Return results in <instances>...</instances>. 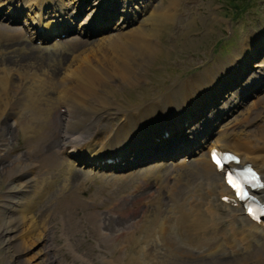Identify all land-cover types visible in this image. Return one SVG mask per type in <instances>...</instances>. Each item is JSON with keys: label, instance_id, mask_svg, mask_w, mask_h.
<instances>
[{"label": "rangeland", "instance_id": "obj_1", "mask_svg": "<svg viewBox=\"0 0 264 264\" xmlns=\"http://www.w3.org/2000/svg\"><path fill=\"white\" fill-rule=\"evenodd\" d=\"M9 1L10 0H0V79L10 77L14 79V81L16 80V82L21 80L26 84L27 89L31 87L32 80L35 77V80L41 81L43 84L45 83L44 88L46 91L48 89L50 90L52 85H58V89H62V79L70 73L71 68H73L72 66H74L72 63L76 62L79 56L83 55L82 53L88 52L94 48V50L97 51L101 46V43L104 42L105 39L107 40L108 36L117 32V25L122 21L117 13L122 5L120 0V6L115 15L111 13L112 17L106 18L104 17L106 16L105 10H103L104 14L96 15L99 17V21L95 25V28H90V26L87 25V13L91 12L96 6H92V0H90L89 5L84 8L83 4L85 1L80 0L77 10L74 9V12L76 13H74L73 17L75 19L65 17L66 20L61 22V25L58 27V29L70 27L71 31L68 36L63 41H60L62 39L54 40L53 37H50L49 35L50 29L46 30L41 24L29 25V22L32 21V19L31 15L29 17L26 15V12L28 14H33L30 10H37L39 9L38 6L32 4L28 0H16L14 1L15 3H10L11 5H9ZM52 1L53 5L56 6V9H58V2L56 0ZM161 1L165 4L168 0ZM173 1H175V5L177 4V7L182 8V10L178 11V8L176 7V10L174 9L172 11V14H175V16L160 25L159 31H156L154 42L157 52L154 56H151L148 64L142 67L138 73V79L134 83L129 85L124 83V85L121 84L119 87L115 82L109 83V79L105 80L102 82L103 86L97 88V91L100 94L98 96H101L104 92L106 93V90L110 92L108 96L109 100L107 102L111 104V106L109 105L106 107L110 114V120L109 123L106 124L113 129L122 124L124 115L131 113L133 117H135L139 110L143 108L145 109L146 107L155 106V108L161 112L162 116L164 115L165 119L166 113L163 111L165 104L164 98L168 97L167 94L170 92L174 93V97L167 99L168 102L172 105L173 109H176V111L181 109L176 117L178 119L180 113H182L181 118L183 119L190 116L194 119L197 114L200 115L199 117H202L209 113L210 110L208 108L219 105L221 101L223 103L227 102L229 103L227 110H223V108H221L222 111H220V109H214V114L209 118L211 120L214 119V121L206 124L203 128L204 135H208L207 142L210 143L203 147V150H199L194 154H188L186 157L183 155H165L163 159L155 158L149 160L145 164L132 166L131 169L126 168L123 170L108 171L98 170L95 172L96 170L90 167L91 163L84 165L74 161L72 153L63 155L65 159L62 160L56 158L55 161L52 158L54 155L57 156L59 154L58 157L60 156V149L57 146L62 141V129L64 127V125L62 126V119L58 112V107H61V100H57V98L61 96V94L58 93V89L56 92L53 89V92L56 94L54 93L51 97L52 101L49 99V92L45 93L41 99V101L46 104V107L49 108V111L46 113L49 112L48 115L50 119V122L46 121V123H49V127L44 131V135L41 139H39L37 135L39 128L33 132V136L25 134L29 121L33 120L31 113L29 111L19 113L17 110L18 108L16 107L13 109L14 112H12L10 106L8 108L10 117L7 118L4 123L0 120V134L2 133L1 129L6 130L4 131L5 135L0 136V139H3L0 140V146H2V148L0 147V226L8 221L10 216L12 218L15 217L16 219L19 218L20 214L18 211L21 209V204H24L29 199L27 197L34 200L37 199L38 201L36 200V203L32 204V219L29 221L27 219L25 222L26 226H31L33 224L32 228L34 229V232H40L41 238L27 241L25 244L21 243V241L18 240L20 237L17 235L19 230L22 231L21 227L14 228L13 231L10 230L11 232L3 233L2 236H0V264H110L118 254L119 256L121 255L120 262L126 260L124 264H128V254L125 250L126 246L123 245L128 246L130 243L128 237H124H126V234L136 233L132 238H137L136 236L139 234H146L147 232L148 234H151V232H153V230H148V223L150 221L149 219H152L157 212V209L154 207L156 202L154 200L157 199H162L164 204L162 207L164 213L161 215L160 222L162 221V216L167 215L166 219L161 222V225L164 223V228H168L166 230V233H168L167 238H169L167 239L169 240L168 242L177 243H174V248L179 247L181 250L182 246V248H184L182 250L193 252L194 256H201L207 259H214L215 250H219L224 252L219 254L228 255L230 259H233L231 261L232 264H240V262L243 261L245 262L244 264H264L261 259L257 260L258 258L255 257L257 250L260 249H257L259 243L264 244V232L260 230V233H257L254 237H244L240 229L242 230L247 227V223L243 219L244 214L241 209L237 208V206L232 205V207H229L228 205L223 204L220 202L222 201L220 199V193L213 194V192H209L208 190L210 188L208 186L209 182H213L214 184L215 178L222 183V175L215 173L205 176L203 172L201 173L203 175H196L194 169L191 170L186 166H179V164L184 162H186L185 164H191L193 160L206 159L209 146L214 144L224 131H226V133L228 132V135L225 134L226 136L231 135L234 138L242 136L250 138V135L254 132H264V87H259L261 85L259 84L246 95L235 93L238 89V92H248L250 88H246L247 86L245 84H247V82H254V84L259 83L262 80L261 83L264 82V74L263 76L260 74L264 73V0ZM77 2V0H63L62 5L64 6H62V10L65 11L66 14L67 12H72ZM159 2L160 0H148L145 6L143 0H134L132 5L137 4L138 7L141 5V10H136V13H140L138 16L135 14L136 20L130 24L122 21L125 24L122 30L130 29L135 25L137 26L141 18L149 13L151 5L155 7ZM48 5L49 4H46L45 9L49 7ZM67 8H69V11H66ZM81 9L87 10L80 13ZM54 14H56V12ZM6 15L11 20H9ZM48 18L50 17H47L46 19ZM118 21L119 23L117 24ZM83 23L86 25L87 33H83L81 34L82 36H80L75 29L78 25H82ZM179 26L181 27L177 30L176 28ZM34 31L38 32L37 35L39 37L44 39L50 37V39H46L42 44L35 39L34 36H31L35 34ZM24 32L29 34V37H25L24 39L31 44L32 47L46 48H41L43 51L52 46H56L54 48L57 49V52L60 51L65 56V59L60 62L62 67H60V71L57 73L55 79L51 77V74H53L52 65L50 63H42V59L35 56L37 54H31L30 49L27 47L29 44L25 43L23 38H21L22 35L25 34ZM55 32L56 30L52 31V34ZM245 35L246 40L242 41L243 36ZM79 38L86 39V44H79L76 41ZM248 38L252 40L251 44L247 43ZM249 47L252 49H249ZM257 50L258 53L251 56V54ZM108 53L112 52L108 51ZM247 56L250 57L249 61H247ZM81 58L83 57H80L79 59ZM71 61L72 63H70ZM20 63L23 64L20 65ZM45 65L46 67H44ZM94 67V70L96 71L102 70L97 64ZM197 76L198 78L195 80ZM253 78L257 80L254 81ZM181 85L184 86L181 89H176V87H180ZM72 92H74V89ZM217 92H219V100H217V98L214 99V95ZM4 93L8 98L10 96H15L11 87L9 88L10 96L5 91ZM220 95H223V97L221 98ZM184 96L191 99L188 103V107H184L181 102ZM1 97H3V93L0 87V98ZM156 98L160 99L154 100ZM16 100L18 101V98ZM202 100L204 104H202ZM231 107H233V109H231ZM61 110L62 108L60 111ZM19 116L24 117L19 121ZM94 117L95 114L84 110L73 115L71 121L77 128H83L87 127ZM57 118L58 120H56ZM217 119L219 122L216 121ZM242 119H245L244 122L246 123H244ZM67 120L66 117L65 121ZM247 121L250 122L248 123ZM16 122L17 124H15ZM143 125L144 123L142 126ZM168 125L169 128H171L170 124ZM191 125L192 124H189V126ZM154 127L159 128L160 123H156ZM140 128H138V130ZM106 130L108 132V129ZM106 130H104L103 135H101V138L103 137V143L106 141V138H104ZM191 130L193 129H187L186 132ZM255 133L253 134L255 137L252 136V139L250 138L251 142L258 143L259 141V143L262 144V141L256 138L257 135ZM243 134L247 135L244 136ZM191 137L190 133V140ZM31 140L37 142L36 145H34L35 149H32L30 146L31 143L27 144V142ZM124 145L125 144L122 143L118 147L111 148V154L117 151L119 152V156L123 158L126 157V155L129 156V154H133L136 150H141L139 145H133L132 147L123 150ZM25 146L27 147V151H25ZM100 146V144H97L96 149H100ZM226 150L231 151L232 149L227 148ZM47 159L52 163L49 164L50 166L47 164ZM187 159L189 160L185 161ZM61 167L64 169L66 168L67 171L69 168L80 169L83 173V176L78 181L76 192H73L76 197H79L80 200H82L83 206H74L73 211L75 213L72 214L73 217L65 220L60 217V214H56L57 212L52 209V198L46 201V204L44 203L42 206L39 205V207L36 208L37 203L41 201L42 197L36 198V196H32L33 192L36 190L40 192L44 187V183H49L51 179L53 183L51 185L52 192H59L62 188H65V179L62 174L58 173V168L60 169ZM135 169L136 171L133 172L135 176L132 181L124 182V175L126 176L128 173H132L129 171ZM184 170L185 172H189L192 176L194 171V178L191 179L192 182L189 180L185 181L186 184L181 183L183 190L179 191H186L187 193L178 196L179 198H173L170 196L169 190L173 184L182 180L180 176L181 172ZM199 178L202 180L200 181ZM140 180H145L144 182H146L147 185L140 182ZM24 182H27L28 184L25 190L17 194L14 193L15 196L13 199L6 197L8 194L13 193V191L9 189H12V187L19 188V185ZM206 183L207 185H204ZM167 184H170L171 186H168ZM193 187L198 191L194 190ZM146 190H149L150 192L148 193ZM59 193L63 194L61 192ZM188 193L192 194L186 196ZM92 194H96V197ZM194 196L198 199L196 200ZM202 196L205 200L201 198ZM93 197L97 198L98 205L97 208L93 207L90 208V210L92 209L99 213L102 218L100 219V224L98 223V219L94 218L92 215L85 218L83 216L85 206L89 204L88 201H91V198ZM189 198H191V200ZM125 199L126 201H124ZM171 199L174 200L171 202ZM5 200H10L11 202H6ZM128 200H130V202ZM200 200L203 203H200ZM180 203L182 205H180ZM119 204L121 205V209L118 208ZM114 205H116V207ZM150 205L151 210L148 209ZM130 206L132 208H129ZM178 206H180L181 209ZM117 208L120 211L117 210ZM185 208L187 209L185 210ZM107 209H109V211ZM115 211L118 215L113 214ZM211 214L215 217L211 216ZM103 216L105 218H103ZM112 217H116L115 219L120 218L118 228L113 227L110 223L109 220H111ZM213 218H216V220ZM69 220L72 222L70 223ZM205 222H207V224ZM179 229H181L182 232L181 230L179 231ZM104 233L107 234V237ZM119 233L121 234L119 235ZM113 234L114 239L120 237L118 240L123 241L119 242L116 240L113 242L112 240H109L110 236ZM152 234L154 235L147 239V244L144 242V244L142 243L140 245L142 248L140 246L138 248V250L141 249L143 253L145 250L148 252L145 257V264H172L175 255L173 258L170 257V260L160 258L165 250L166 243L165 241H162L163 238L159 240L160 233L158 232V228H155L154 233ZM170 234L171 236H169ZM64 237H67V239L70 237L68 241L73 245L72 250L65 246ZM261 237L263 238L261 239ZM258 238L261 240H258ZM139 240L142 239L139 238ZM110 243L113 245L110 246ZM114 246L117 247L116 250ZM118 248L120 250H118ZM116 251H118V254ZM261 252L264 254L262 250ZM125 255L127 257L126 259L123 257ZM30 259L31 261L28 262ZM85 260L88 263H85ZM103 260L104 262H102ZM207 263L214 264V262Z\"/></svg>", "mask_w": 264, "mask_h": 264}, {"label": "bare ground", "instance_id": "obj_2", "mask_svg": "<svg viewBox=\"0 0 264 264\" xmlns=\"http://www.w3.org/2000/svg\"><path fill=\"white\" fill-rule=\"evenodd\" d=\"M28 1H30V2L32 1V4L34 3L36 5H39L40 3H42L43 0H28ZM56 1L58 2V9H56V6L53 5V1L52 0H49V3H48L49 4L48 5L49 7H48L46 13L48 12L50 16L51 15H58V12L61 11V9H60L61 6H64V5H62L63 4V0H56ZM98 1L99 0H92V2H91L92 3V6H94ZM143 1H144L145 6H146V3H147L148 0H143ZM89 3H90V0H89V2H88V0H86L85 3H84V6L85 7L88 6ZM98 3L103 4V0L99 1ZM78 4H79V2H78ZM78 4H77V6H78ZM9 5H11V4H9ZM16 5H17V3H16ZM177 6L178 5L177 4L175 5V1H173V0H168L165 4H163L162 1L160 0L159 4L155 5V7L151 5V9H150L149 13L147 15H145L143 18H141V20L138 22L137 26L135 25L132 28L127 29V30H122L124 28L125 24L122 21L120 23L118 21L117 24L118 23L119 24L118 25L116 24L117 25V29H116L117 32L115 34H113V35L108 36L107 37V40L105 39L106 41L104 40V42H102L103 44L101 43V46L98 48L97 51L94 50L95 48L94 49H91L88 52L82 53L83 54L82 56H79V58L80 57H83V59H81L79 61L76 60V62H74V63H72V61L70 62V63L74 64V66H72V67L75 68V70H71V71L68 70V71H70V75H72V79L66 81L65 83H67V84H64L63 85V87H62L63 94L61 95V99L57 98V100H61L60 101L61 106L63 105L64 107H67V110H65V112L67 114V119H68L67 121H65L64 127L62 129V134H63V137L61 139L62 140L61 141L62 143H60L57 146L60 149V153L62 151L65 152V151H67V150H69L71 148H74L75 149L79 145L78 143H80L81 141H83V145L84 146L82 147V150H83V152L88 153L89 156H91V159H94L98 155L112 156L111 155V152H112L111 148L118 147L122 143L125 144L124 147H123V150L126 149V148H128V147H132L133 145H139V146L142 145V147L148 146L149 143H150V140L149 139L151 138V135L153 133L154 134H157V133L158 134H161L164 131H168V129L163 128V126H165L167 124H170L172 126V125H174V124H176V123L179 122L178 121V118H176V117L178 115V112L181 109L178 110V111H176V109H173L172 108V105L168 102L167 99H170V98H173L174 97V93L170 92L169 94H167L168 97H165L164 98L165 104H164L163 111L166 113V118L165 119H164V115L162 116L161 112L159 110H157L155 108V106L154 107H146L145 109L143 108V109L139 110L137 112V116H135V117H133V115L131 113H128V114L124 115V119H123L122 124L113 129L111 127H108L107 124H106V123H109V120H110V114H109L108 110L106 109V107H108L109 105L111 106V104H109L107 102L109 100L108 96H109V93L110 92L108 90H106V93L104 92V93H102L101 96H98L100 94L97 91V88L99 86H103L102 85V82L105 81V80H108V79H109V81H108L109 83L115 82L118 87L121 84L124 85V83L126 85H129L131 83H134L138 79V73L140 72V70L142 69V67L144 65L148 64V61L151 58V56H154L156 54V52H157V49L155 47V42H154V36L156 35V31L157 30L159 31L160 25H162L164 22H167L168 20L172 19L173 16H175V14H172V11L174 9L176 10V7ZM75 7L73 8V11H74ZM135 7H136V10H141V5L138 7V5L135 4ZM98 8L99 7L96 4V7L94 8L93 12L90 14V18H89L90 21L88 22V24H90L89 25L90 28H95L94 23L96 21H99V17H97L94 14V12L96 10H98ZM66 11H69V8H67ZM55 12H56V14H54ZM139 13L140 12H137V13L135 12V14H137V16L139 15ZM29 14L26 12V15L27 16ZM105 14H106V16H104V15L103 16L106 17V18L107 17L108 18L109 17H112L111 13H106L105 12ZM180 27L181 26L177 27L176 29L178 30ZM13 30H15V29H13ZM80 31L81 32L86 31V27H82L80 29ZM112 31H113V29H112ZM21 38H23V41L25 43L29 44L27 41H25V39H24L25 37L23 35H22ZM61 41H63V40H61ZM76 41L79 44H86V42H87L86 39H79V40H76ZM247 43L248 44H251L252 43V40H250L248 38V42ZM27 47L30 49L31 54H37L35 56H37V58H41L42 59V63H50L52 65V67H53V74H51V77H53L55 79L57 73L60 71V67H62L61 66L62 64L60 62H62L65 59V56L63 55V53H61L60 51L57 52V49L56 48H54V49H47V50H43L42 51L41 48H38V47H35V46L32 47L31 44H29ZM43 49H46V48H43ZM249 49H252V48L249 47ZM108 51H111L112 53H108ZM256 53H258V50L255 51L253 54H251V56H253ZM114 54H115V56H114ZM247 55H248V53H247ZM76 56H77V54H76ZM146 59H148V60H146ZM249 60H250V57L247 58V61H249ZM0 62H1V60H0ZM21 64H23V63H20V65ZM96 64L102 70L95 71L93 68H95L94 66ZM37 67H38V65H37ZM44 67H46V65ZM46 69H48V68H46ZM24 71H26V70H24ZM260 74H262L261 76H263L264 73H260ZM0 78H1V76H0ZM35 78L33 80L31 79L32 80V85L28 89L26 88V84H24L21 80L19 82H16V80L14 81V79H12V78H3V79H0V87H1V91L3 93V97L0 98V120H1V122L4 123V122H6V119L10 117V112H8L9 111L8 108L10 106L12 108V110H11L12 112H14L13 109L15 107L18 108L17 110H18L19 113H23L24 111H29L31 113V116H32V119L33 120L32 121H29V124L27 125V129L25 130V134L32 135L33 132L35 130H38L37 128H39V130L37 131V135H38V138L41 139L43 137V135H44V131H46L47 128L49 127L48 126L49 123H46V121L50 122L49 115H48L49 112L46 113L47 111H49V108L46 107V104L44 102H42L41 99L45 95V93H48L49 92V99L52 101V98L51 97L54 95V93L58 89V85L57 86L52 85V87L50 89L51 91L49 89L46 91L45 88H44L45 83L43 84L41 81L35 80ZM197 78H198V76L195 78V80ZM186 80H184V81H186ZM255 80H257V79H254V81ZM117 81H119L121 83H119ZM261 82L256 83V84H254V82H251V83L247 82V84H245L247 86L246 88H250V90L248 92H246V93L238 92V90H239L238 89V90L235 91V93L236 94H239V95H246V94L250 93L253 89H255L259 84H261L259 87H264V82L263 83H261ZM183 86L184 85H181L180 87H176V89H181ZM10 87H11V90H13V92L15 93V96H10L9 95V88ZM53 89H54L55 92H53ZM73 89H74V92H72ZM4 91L10 96L9 98H8L7 95H5ZM107 93H108V95H107ZM232 94H230V95H232ZM21 95H22V97H21ZM218 95H219V92H217L214 95V99L217 98V100H219ZM62 96H63V98H62ZM222 97H223V95L221 96V98ZM17 98H18V101L16 100ZM190 101H191V99L188 98L187 96H184L182 98V100H181V102L184 105V107H188L189 106L188 103ZM18 103H19V105H18ZM54 103H55V101H54ZM221 103H222V101L220 102V104ZM220 104L217 105V107L222 106L223 109L227 110V107H228V104L229 103H227V102L225 103L224 102L222 105H220ZM68 105H69V107H68ZM231 109H233V107H231ZM231 109H229V110H231ZM84 110H86L87 112H91V113L95 114V117H94V119L92 120V122L87 127L77 128L73 124V122L71 121V119H72L73 115H75L77 113H80V112H82ZM260 112H262V111H260ZM181 116H182V113L179 114V117H181ZM261 116H262V114H261ZM23 117L22 116H19L18 117L19 118V121L22 120ZM56 120H58V118ZM244 120L242 119L243 122H244ZM216 121L219 122L218 119ZM143 123H144V125L142 126ZM156 123H160V127L159 128L158 127H154ZM194 123L195 124L199 123V119H194ZM244 123H246V122H244ZM188 126H189V122H188L187 125H183L184 128H186V127L189 128ZM261 127H262V125H261ZM138 128H140V129L138 130ZM194 128H195V126H193V129ZM106 129H108V132H107ZM95 130H96V135L94 136ZM104 130H106V135H104V138H106V141L103 143V141H102V138L103 137L101 138V135H103ZM224 130H225V128H224ZM1 131H2V133L0 134V136L5 135L4 134V131H6V130L1 129ZM254 133H252L250 135V138L252 136L255 137V135H253ZM166 134L170 135V138L169 139H171V140L174 139L177 142L181 143L180 142L181 141L180 138L182 137V135H181V133L179 131H177V129H174V130H171V131L169 130V133L166 132ZM225 134L228 135V132L226 133V131H224L222 133V135L220 136V138H218L214 142V144H212V145H217V146H219V148L224 149V150L227 149V148L232 149L231 151L234 152L236 155H238L240 157V163L241 164L244 163V162H247V161L248 162L251 161V163L255 165V168L258 169L259 172H261V174L263 176V183H264V132L262 133L260 131H257L255 133L257 135L256 138L258 140L262 141V144H260L259 141H258V143L251 142L250 138H246L247 137L246 136L247 134L246 135L243 134L246 137H243L242 136V137H238V138H236V137L234 138L231 135L226 136ZM168 135H166L164 137H167ZM224 136H226V137H224ZM26 137H28V136H26ZM205 137L208 138V135H205ZM91 138L93 140L90 142ZM160 138L161 137H159V139ZM185 138L187 140V137H185ZM28 139H30V138H28ZM0 140H3V139H0ZM155 141H157V140H155ZM29 143H31L30 146L32 147V149H35L34 148V145H36L37 142L35 140H31V141L27 142V144H29ZM97 144H100L101 145L100 148L101 147L102 148L101 149H99V148L96 149V145ZM53 146H54V144H53ZM213 147L214 146H210V148L208 150V156H207L206 159L205 158L204 159H196V160H193L191 162V164L190 163L185 164L186 162H184L182 164H179V166L180 165L183 166V167L186 166L188 169H191V170L194 169L196 175H198V174L199 175H203V174H201L202 172L204 173L205 176L212 175V174H215V173H219V170L209 160V152H210V150ZM173 150H176V148H171V146L169 144L165 145V150L164 151H173ZM106 152H108V153H106ZM140 152H142V151H140ZM108 154H110V155H108ZM52 158L55 161H56V158H59V160L65 159L63 157V155H61V154H60L59 157H58V155L57 156L54 155ZM41 161H43V160H41ZM49 161L50 160L47 161V164L48 165L49 164H52ZM55 161H54V163H55ZM202 161H203V163H202ZM41 164H43V163H41ZM159 170H161V169H159ZM49 171H51V170H49ZM58 173L63 175V177L65 179V181H64L65 182V185L67 186V187L65 186V188H62L61 189L62 191L61 190L59 191V192H61L63 194H60L58 191H53L52 192L51 185L53 183H52V179H51V181H49V183H44V187L42 188V190L40 192H38L37 190L36 191L34 190L35 192H33L32 196L33 197L36 196V198L42 197L41 201L39 203H37V207L36 208H38L39 205L42 206V204H44V203L46 204V201H48V200H50V198H52V201H53L52 209L55 210V212H57L56 214H60L61 215L60 217L63 220H65V219H71L73 217L72 214L75 213L73 211L74 206H78V205L83 206L82 200H80L79 197H76V195L73 193L74 191L76 192V189L78 188V185H77L78 184V181L83 176V173L80 171V169L78 170V169H70L69 168L68 171H67L66 168L64 169L62 167L60 169L58 168ZM158 174H160V173H158ZM134 176H135V174H130V173H128L126 176L124 175V177H123L124 182L132 181V179L134 178ZM193 176H194V171H193ZM193 176L189 172H185V170H184L183 172H181V176H180V178L183 181L182 180H179V181H182V182L177 181V183L173 184L172 186L170 184H167L168 186H171V188L169 190L170 191V193H169L170 196L173 197V198L174 197L177 198L178 196H181L182 194L184 195V193H187L186 191H182V192L179 191V190H183L182 189L183 187H182V184L181 183L186 184L185 181L191 180L192 178H194ZM119 178H121V177H119ZM199 179H200V181L202 180L201 178H199ZM214 181H215L214 184H213V182L212 183L209 182V184H208V186L210 187L208 189L209 192H213V194L220 193L221 195L222 194L229 195V187L225 184L224 177H222V183H221V181L216 180V178H215ZM191 182H192V180H191ZM195 183H197V182H195ZM195 183H193V184H195ZM27 185H28L27 182H24L23 184H20L19 185V188L18 187L17 188L12 187V189H9V190L13 191V193L8 194L6 197L13 199V197L15 196V194H17V193L22 192L23 190H25V188L27 187ZM187 185H188V182H187ZM204 185H207V183L204 184ZM186 189H184V190H186ZM189 189H190V187H189ZM193 189H194V187H193ZM63 190H65V191H63ZM194 190H196V189H194ZM42 191L45 192V193H43ZM150 191H151V189H150ZM150 191L148 190L147 192L149 193ZM196 191H198V190H196ZM195 192H193V193H195ZM256 193H257V196L264 202V186H263V189L257 190ZM189 194H192V193H188V194H186V196L189 195ZM92 195H94V194H92ZM98 196H100V195H98ZM205 196H207V195H205ZM95 197L91 198V201L90 200L88 201V203L90 205L89 204L87 206L84 205L85 206V210H84V215L83 216L85 218V217H88L89 215H92L94 218H97L98 219V223L100 224V219H102V218L100 217L99 213H97L96 211H94L92 209L90 210V208H93V207L94 208H97L98 202H97V198H95ZM197 197H198V195H197ZM27 198H29V199L24 204H21V209L18 211L19 214H20L19 215V218L16 219L15 217L12 218L10 216L8 218V221L4 222L0 226V236H2V234L5 233V232H9L10 230L13 231L14 228L16 229L17 227H21L22 231L19 230V232L17 234L20 237L18 240H20L21 243H24L25 244L27 241H32V240L41 238L40 232H38V233H35L34 232V229L32 228L33 224L32 225L31 224H28V225H31V226H26L25 220L28 219V221H29V220L32 219V216H33V214H32V211L33 210H31L32 204H35L36 203V200H37L36 198H35L36 200L31 199L30 197H27ZM194 198H195V196H194ZM201 198H203V196ZM146 199H147V197H146ZM189 199L191 200V198H189ZM195 199L197 200L198 198H195ZM32 200H33V202H32ZM169 200H170V197H169ZM173 200L171 199V202ZM5 201L6 202H11L10 200H5ZM124 201H126V199ZM128 201L130 202V200H128ZM154 201H156L155 202V205H154L153 202L152 203H153L154 207L157 209V212L155 210H153V211L156 212V214L152 217V219H149L150 221L147 220V221H149V223H148V228L149 229L148 230H153V232H151V234H148V232L146 234H139V235L137 234L138 235V236H136L137 238H132V236L136 235V233L135 234H126V237H124V238H127L128 237V241L130 243V245H128V246L127 245H123V246H126L125 250H126V253L128 254V256H127L128 258L126 257V255L123 256V257L125 259L126 258L128 259V264H145L144 261L146 259L145 258L146 257V253H148V252L145 250L144 253H143L142 250L141 249L138 250V248H139V246L142 243L144 244V242L147 244V239L150 236L154 235L152 233H154V229L155 228H158V232L160 233L159 234L160 235L159 240L163 238L162 241H165V243H166L165 250L163 249L164 252H163V254L161 255L160 258H166L167 260L168 259L170 260V257L173 258L174 255H175V259L172 262V264H208L207 262H209V263H213L214 262V264H232L231 261L233 259H230V257L228 255L219 254V253H224V252L219 251V250H215V252H214V254H215L214 259H207V258L201 257V256H197L196 257V256H194L193 252L186 251V250H182V249H184V248H182V246H181V250L179 249V247L178 248H176V247L174 248V243L175 242L173 241L174 243H171V242H168L169 240H167V239H169V238H167V234L168 233H166V230L168 228L167 229L164 228V225H165L164 223L161 225V222L166 219V216L167 215L166 216L163 215L162 216V221L160 222L161 215L164 213V211L162 210V207L164 205L163 202H162V199H157V200H154ZM178 201H180V200H178ZM200 203H203V202H201V200H200ZM204 203H205V201H204ZM120 204L118 205V208H120V206H121ZM124 204H126V203H124ZM224 204H227V203H224ZM110 205H112V204H110ZM180 205H182V204L180 203ZM227 205H230V204H227ZM114 206L116 207V205H114ZM178 207L180 208V206H178ZM118 208H117V210H119ZM129 208H132V207L130 206ZM109 209H107V210L109 211ZM148 209L151 210V205H150V207ZM186 209L187 208H185V210ZM123 211H124V209H123ZM129 211H131V210H129ZM193 212H194V210H193ZM121 213H124V212H121ZM141 213H142V210H141ZM113 214H117V212L115 211V212H113ZM142 216H143V214H142ZM211 216H213V215L211 214ZM244 216L245 217L243 219L247 223V227L244 226L245 228H243L242 230L240 229V231L243 233L244 237H246V238H248L249 236H251V237L253 236L254 237V236H256L257 233H260V230L261 231H264V228L262 227L263 225H258L257 223L251 221L245 214H244ZM116 217H112L111 220H109V219L108 220L110 221V223L112 224L113 227L118 228L119 227V224H120V218L115 219ZM213 217H215V216H213ZM103 218H105V217L103 216ZM135 219H136V217H135ZM199 219H201V218H199ZM207 219H208V217H207ZM213 219L216 220V218H213ZM131 221H132V219H131ZM169 221H171V220H169ZM69 222L71 223L72 221L69 220ZM127 222H129V221H127ZM205 223L207 224V222H205ZM203 225H205V224H203ZM12 226H14V227H12ZM105 227H107V226H105ZM107 228H109V227H107ZM204 228H206V227H204ZM137 229H139V228H137ZM105 230H108V229H105ZM180 230L181 229H179V231ZM232 230H233V228H232ZM181 232H182V230H181ZM34 234H36V235H34ZM120 234L121 233H119V235ZM102 235H103V233H102ZM262 235H263V233H262ZM105 236L107 237V234H105ZM113 236H114V234L111 235L110 238H109V240H112L113 242L116 241V240H118L120 238V237L119 238L116 237L117 239H114ZM169 236H171V234ZM46 237H44V238H46ZM139 238H141L142 240H139ZM262 238L263 237H261V239ZM68 239H67V237L65 238V246L68 249L72 250V246L73 245H71V243L68 241ZM261 239L258 238V240H261ZM118 241L120 242L121 240H118ZM170 241H171V239H170ZM15 242H16V240H15ZM175 244H177V243H175ZM111 245H113V244L110 243V246ZM161 245H162V243H161ZM257 247H258L257 249H259V248L260 249L257 250V254L255 255V257L258 258L257 260L261 259L264 262V254L261 252V250L264 252V244L259 243V245ZM116 249H117V247H115V250ZM118 250H120V249L118 248ZM113 251H114V248H113ZM116 253L118 254V251H116ZM257 256H259V257H257ZM120 258H121V255L119 256V254H118L115 257V259H113V262L111 261L110 264H124V262H126V260L123 261V262H120ZM183 258H184V260H183ZM204 259H206V260H204ZM29 261H31V259L28 260V262ZM102 262H104V260ZM85 263H88V262L86 261ZM244 263H245L244 261L243 262H240V264H244Z\"/></svg>", "mask_w": 264, "mask_h": 264}, {"label": "snow or ice", "instance_id": "obj_3", "mask_svg": "<svg viewBox=\"0 0 264 264\" xmlns=\"http://www.w3.org/2000/svg\"><path fill=\"white\" fill-rule=\"evenodd\" d=\"M213 161H214V163H217V158H216V154L215 153H213ZM218 167H219V164H218Z\"/></svg>", "mask_w": 264, "mask_h": 264}, {"label": "trees", "instance_id": "obj_4", "mask_svg": "<svg viewBox=\"0 0 264 264\" xmlns=\"http://www.w3.org/2000/svg\"><path fill=\"white\" fill-rule=\"evenodd\" d=\"M233 7V6H232Z\"/></svg>", "mask_w": 264, "mask_h": 264}]
</instances>
